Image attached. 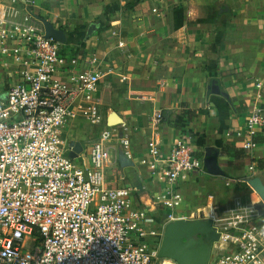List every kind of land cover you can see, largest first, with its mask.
Masks as SVG:
<instances>
[{"label": "built area", "instance_id": "1", "mask_svg": "<svg viewBox=\"0 0 264 264\" xmlns=\"http://www.w3.org/2000/svg\"><path fill=\"white\" fill-rule=\"evenodd\" d=\"M34 7L35 0H0V264H158L161 233L152 211L133 204L131 187L106 184L120 152L133 160L129 128L109 125L81 152L63 137L79 120L104 123L95 100L102 75L78 70L75 51L46 37ZM162 121L155 113L153 123ZM263 130L257 102L231 137L251 152ZM147 150L151 158L141 164L163 185L154 198L166 214L162 228L201 218L185 211L180 188L207 172L191 142L181 137L168 155L154 142ZM211 208L219 240L209 264H264V209Z\"/></svg>", "mask_w": 264, "mask_h": 264}, {"label": "crops", "instance_id": "2", "mask_svg": "<svg viewBox=\"0 0 264 264\" xmlns=\"http://www.w3.org/2000/svg\"><path fill=\"white\" fill-rule=\"evenodd\" d=\"M135 1L129 10L123 7L125 0H35L34 15L66 36L75 34V47L66 42L65 50L75 51L77 69L102 75L95 95L105 119L99 136L114 114L129 128L133 165L108 168L107 186L131 187L133 204L152 211L162 225L166 214L154 198L163 185L141 162L151 158L149 142L168 155L183 137L198 158L205 160L211 150L225 173L214 177L206 172L181 180L185 211L193 210L196 197L207 189L212 204L252 201L264 209L261 200H245L251 188L240 186L252 177L264 183V130L251 152L231 137L235 130H244L257 102L264 109V0ZM92 25L96 29L88 36ZM90 60L96 63L91 65ZM214 84L219 95L212 92ZM157 112H162L163 121L156 125ZM82 122H75V127ZM230 147L241 150L244 157ZM229 180L232 183L226 186Z\"/></svg>", "mask_w": 264, "mask_h": 264}, {"label": "water", "instance_id": "3", "mask_svg": "<svg viewBox=\"0 0 264 264\" xmlns=\"http://www.w3.org/2000/svg\"><path fill=\"white\" fill-rule=\"evenodd\" d=\"M34 18L44 26L48 39L53 38L62 44L67 42V36L63 30L56 28L52 23L42 17L34 15ZM95 29L96 26L92 25L88 30V36ZM212 92L219 95V86L214 84L212 86ZM121 122L122 120L117 114H114L110 121L112 124ZM70 145L75 147L76 152L82 151L81 145L75 144L74 142ZM70 156L74 158L75 154L71 153ZM118 162L123 168L133 165L122 152L118 154ZM204 167L211 176H225V173L218 165L217 156L211 150L206 153ZM245 182L264 204L263 181L259 177H252L246 178ZM218 240L219 236L214 231L211 218L201 217L191 220H176L165 225L158 257L159 259L170 260L175 264H209L213 245Z\"/></svg>", "mask_w": 264, "mask_h": 264}, {"label": "rangeland", "instance_id": "4", "mask_svg": "<svg viewBox=\"0 0 264 264\" xmlns=\"http://www.w3.org/2000/svg\"><path fill=\"white\" fill-rule=\"evenodd\" d=\"M74 37H75L74 33L73 34L69 33V35H67V43L74 45V47H75ZM114 124H119V123H113V124L111 123L110 125H114ZM63 131H64L63 137L65 139H67L69 141V143L74 142L75 144H79V145L84 146V145H87L88 143H90L89 142L90 140L94 139L95 137L97 138V136H99L100 127H99V125L93 126L89 123L82 122V123H79L76 127H75V125H73L69 129H67V130L64 129ZM76 162H79V160H77ZM248 192L245 195L246 198L243 196L245 198V200L246 199L247 200H260V198L256 194L254 197L252 196L253 192H254V191H252V189H248ZM211 194L212 193H210L208 189L199 193V195L196 197L195 204H192V205L190 204L191 206H193V208H192L193 210L190 209L188 214H190V212H191V213H193V215H191V217H194V216L195 217H197V216L203 217V216H205V218H207V216H209L212 212L211 207H226V206H223L224 204L223 205L222 204H212L213 201H212V199L209 198V196ZM233 198H234V196H232V199ZM214 202H216V201H214ZM202 209H206V210H202ZM208 213H210V214L208 215ZM158 226L160 227L159 231H160L161 235H159L157 237L158 241L156 243L161 244L162 239H163L164 228H162V225H160V224ZM157 229H158V227H157ZM157 263L158 264L159 263H161V264H174L172 261L167 260V259H161Z\"/></svg>", "mask_w": 264, "mask_h": 264}, {"label": "trees", "instance_id": "5", "mask_svg": "<svg viewBox=\"0 0 264 264\" xmlns=\"http://www.w3.org/2000/svg\"><path fill=\"white\" fill-rule=\"evenodd\" d=\"M138 2L137 1H135V0H125V2H124V5H123V7L125 8V9H133L134 8V6L137 4ZM177 13H178V10H177ZM179 13H180V11H179ZM178 25H181V22L180 23H178L177 24V26ZM197 142H198V145L199 146H203V142H202V140H197ZM229 149H232L233 151H235V154H237V156L238 157H244V153L241 151V150H238V149H236V148H233V147H230ZM259 164H261V162H258ZM240 186H242V187H244V188H247L248 187V185L244 182V181H242L241 182V184H240Z\"/></svg>", "mask_w": 264, "mask_h": 264}, {"label": "flooded vegetation", "instance_id": "6", "mask_svg": "<svg viewBox=\"0 0 264 264\" xmlns=\"http://www.w3.org/2000/svg\"><path fill=\"white\" fill-rule=\"evenodd\" d=\"M262 202V201H261ZM235 204H255L254 202L252 201H240V202H237Z\"/></svg>", "mask_w": 264, "mask_h": 264}]
</instances>
